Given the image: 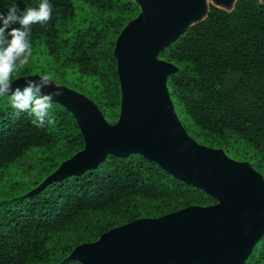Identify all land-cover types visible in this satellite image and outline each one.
<instances>
[{
	"label": "trees",
	"instance_id": "trees-1",
	"mask_svg": "<svg viewBox=\"0 0 264 264\" xmlns=\"http://www.w3.org/2000/svg\"><path fill=\"white\" fill-rule=\"evenodd\" d=\"M49 2L52 19L32 27V49L42 45L60 68L76 70L79 91L113 123L120 97L113 42L137 6L132 0ZM39 3L0 0V13L13 4L23 10ZM77 12L82 14L78 21ZM158 58L175 66L166 76V88L187 134L226 155L241 156L238 161H247L264 179V2L234 0L230 10L209 3L204 17ZM52 116L54 123L36 127L25 112L0 109V170L32 148L50 150L36 186L82 148L72 115L54 102ZM214 202L139 154H106L95 168L52 181L34 194L0 201V264H80L67 257L71 249L109 228ZM241 264H264V232Z\"/></svg>",
	"mask_w": 264,
	"mask_h": 264
},
{
	"label": "water",
	"instance_id": "water-1",
	"mask_svg": "<svg viewBox=\"0 0 264 264\" xmlns=\"http://www.w3.org/2000/svg\"><path fill=\"white\" fill-rule=\"evenodd\" d=\"M132 1L138 12L120 29L112 47L120 92L116 120L107 122L87 96L53 82L63 92L55 102L74 118L82 148L26 194L95 168L106 154L136 153L215 202L114 226L95 240L74 246L67 257L80 264H241L264 232V179L247 161L232 159L187 134L166 88V76L175 66L158 58L165 46L204 17L208 4ZM233 2L210 0L225 10ZM38 76H18L13 87Z\"/></svg>",
	"mask_w": 264,
	"mask_h": 264
},
{
	"label": "clouds",
	"instance_id": "clouds-1",
	"mask_svg": "<svg viewBox=\"0 0 264 264\" xmlns=\"http://www.w3.org/2000/svg\"><path fill=\"white\" fill-rule=\"evenodd\" d=\"M52 12L49 0H40L37 7L21 10L13 4L6 14L0 13V97H7L12 109L32 117L31 122L36 127L55 122L52 116L54 102L63 95L62 90L53 85L52 77L47 73L36 79H26L22 86L13 85L33 55L32 27L47 24L52 19Z\"/></svg>",
	"mask_w": 264,
	"mask_h": 264
},
{
	"label": "rangeland",
	"instance_id": "rangeland-1",
	"mask_svg": "<svg viewBox=\"0 0 264 264\" xmlns=\"http://www.w3.org/2000/svg\"><path fill=\"white\" fill-rule=\"evenodd\" d=\"M207 4L210 0H206ZM82 14L77 12V21ZM76 21V22H77ZM78 23V22H77ZM42 45H35L33 55L30 57L29 64L20 72L28 74L47 73L52 77L55 84L64 85L81 93L77 80H80L77 71L70 68H60L58 62L46 55ZM26 71V72H25ZM19 72V74H20ZM78 78V79H76ZM85 79L81 77V80ZM83 94V93H82ZM10 107L7 97H0V109ZM50 150L43 148H32L22 157L16 159L7 168L0 170V201L11 199L19 195H25L38 182L43 174L39 170L45 166L44 158L50 156ZM227 155L235 160H240L241 156L228 152Z\"/></svg>",
	"mask_w": 264,
	"mask_h": 264
}]
</instances>
